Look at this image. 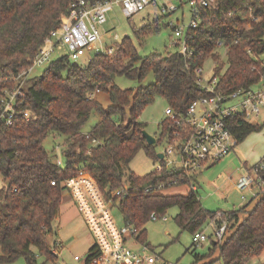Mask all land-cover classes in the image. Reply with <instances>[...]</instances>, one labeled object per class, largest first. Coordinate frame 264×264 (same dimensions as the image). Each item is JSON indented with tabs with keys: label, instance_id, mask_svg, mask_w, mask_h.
Here are the masks:
<instances>
[{
	"label": "trees",
	"instance_id": "16d2710c",
	"mask_svg": "<svg viewBox=\"0 0 264 264\" xmlns=\"http://www.w3.org/2000/svg\"><path fill=\"white\" fill-rule=\"evenodd\" d=\"M74 1L0 0L2 77L17 75L29 66L44 38ZM215 2L214 9L201 11V23L191 31L193 37L187 41L190 57L177 52L140 57L124 38L111 54H97L85 67L58 57L26 81L24 102L18 110L28 109L33 116L23 120L19 114L10 127L0 123V264L18 258L25 264H38L37 256L45 263L56 258L48 238L60 213L64 195L61 182L79 170L92 176L107 195L122 189V195L114 200L124 223L138 229L136 240L140 244L146 239L144 226L150 215L162 216L176 206L175 222L190 235L203 231L209 221L215 228L226 223L223 239L210 240L208 252L195 254L192 264H247L264 252V190L238 209L215 212L201 208L197 188L184 196L145 192L161 182L192 185L197 179L195 174L168 169L154 154L153 145L146 144L141 134L145 123L139 118L145 107L160 97L174 111L183 112L191 101L206 96L195 84V71L207 60L214 63L212 76L217 78L218 92L250 88L264 77L257 59L264 54V0ZM250 16L257 19L253 21ZM144 33L142 30L136 36L142 39ZM220 47L225 50L222 64ZM149 74L153 82L141 85ZM121 76L135 80L137 86L120 88L114 80ZM13 84L0 83V94ZM96 90L106 96L109 104L105 107L96 98L99 93L93 96ZM91 113L98 121L84 132ZM169 125L165 119L158 124L160 138ZM229 129L237 145L259 127L236 117ZM48 136L63 139L60 166L54 163V148L49 152L44 147ZM140 149L160 167L141 177L129 172L128 186L123 187L125 170ZM259 162L264 164V159ZM259 174L264 179V168ZM88 250L82 264H90L99 256L94 244Z\"/></svg>",
	"mask_w": 264,
	"mask_h": 264
},
{
	"label": "built area",
	"instance_id": "2783aa9c",
	"mask_svg": "<svg viewBox=\"0 0 264 264\" xmlns=\"http://www.w3.org/2000/svg\"><path fill=\"white\" fill-rule=\"evenodd\" d=\"M151 1L76 0L70 3L69 12L61 17L58 26L44 38L43 44L38 48L29 66L17 75L10 74L2 77L0 74V83L5 85L9 82L14 83L11 87H4L0 94V123L10 127L14 123V117L19 114L23 120L33 116L28 109L21 111L18 107L24 102L23 86L33 77L31 74L35 68L50 64L54 60L55 53L61 49L65 50L64 57L74 62H78L87 51L95 50L99 55L103 50L99 27L106 22L105 15L112 6H120L124 16L129 18L143 11ZM184 6H187L190 11L188 25L185 28L171 23L169 25L174 35L172 47L175 50L173 52L186 58L192 54L187 41L193 37L191 31L198 28L201 23V11L214 9L216 2L215 0H164V4L159 8L162 15L178 10H181L182 14ZM250 17L253 21L257 19ZM111 36L117 39L115 35ZM112 52L113 48H106L103 54ZM202 72L203 67L195 71V84L207 95L191 101L183 112L174 111L170 107L164 111L165 120L170 124L165 135L167 147L163 152L164 158L173 153L177 160L170 165L171 168L182 170L186 175H197L205 165L218 162L235 149L236 139L229 129L231 120L241 117L249 122L259 117L260 111L264 108V77L257 85L250 88H239L233 92L224 93L218 92L216 77L211 76L205 83L202 80ZM97 93L99 90H96L93 96ZM59 149L61 151V146ZM61 161L62 159H57L55 155V165L60 166ZM263 168L264 164L259 162L235 180L234 189L241 199H246V193L254 198L257 192L264 190V179L259 174ZM61 184L64 187V194L77 209L93 238V244L100 252L98 258L90 264H180L164 261L154 254H145L144 244H141L139 252L129 247L130 240L138 242L136 240L139 235L138 229L126 223L122 228H117L110 213L111 208L117 206L114 199L122 195V189L113 190L107 195L106 191L102 190L94 178L84 170H79L75 175L65 178ZM179 184L181 183L177 181L167 184L161 182L155 187L146 189L145 192L155 194L166 187L170 188ZM51 185H54V182H51ZM188 186L190 190H196L194 184ZM255 188L257 191L254 193ZM217 215L220 216L219 213ZM158 220L164 222L168 218L165 215H150L149 221ZM225 227L226 223L223 222L210 235H206L203 231L194 233L191 235L192 245L196 247L207 240H222L226 232ZM77 259V257L74 258V260Z\"/></svg>",
	"mask_w": 264,
	"mask_h": 264
},
{
	"label": "rangeland",
	"instance_id": "374dc122",
	"mask_svg": "<svg viewBox=\"0 0 264 264\" xmlns=\"http://www.w3.org/2000/svg\"><path fill=\"white\" fill-rule=\"evenodd\" d=\"M164 4V0L151 1L150 4L141 12L127 18L124 16L121 7L113 5L105 17L106 23L100 27L101 39L100 54L103 55L106 48H113L120 46L124 38H128L140 57L150 56L153 53L166 54L173 52L172 47L174 35L169 23L177 27L185 28L190 21V11L187 6H184L183 12L178 10L174 13L161 14L160 8ZM145 30L142 36L138 38L136 34ZM113 33L117 37L107 36V33ZM99 46V44H98ZM219 62H225V50L218 49ZM65 50L61 49L55 53V58L64 57ZM96 51H87L85 55L77 62V65L85 67L89 60L96 56ZM260 65L264 68V54L258 56ZM214 63L207 60L203 65L202 80L206 83L213 75ZM46 66L35 68L31 76H36L42 73ZM115 84L120 88H135L137 83L135 80H130L124 76L117 77L114 80ZM153 82L152 74L140 82L141 85L146 86ZM100 103L103 107L108 105V100L105 96H101ZM167 103L160 97L154 99V103L145 107L141 112L139 118L145 123V131L155 138V144L152 146L154 154L163 153L167 147V140L164 136L160 138L158 124L166 119L164 115L167 109ZM98 121L96 116L91 113L89 121L85 124L82 131L88 132L90 128ZM251 125H257L258 131L248 135L244 140L237 143L234 150H231L227 155L223 156L220 161L213 163L212 166L205 165L204 168L198 171L196 176L195 187L198 189V197L200 198L201 208L205 211H229L231 209H238L239 206L252 198L251 194L246 193V199L239 197L238 192L234 191L233 183L230 178L234 180L245 169L253 167L259 161L264 159V108L260 111L259 117L253 118L249 121ZM62 137H52L44 141L46 151L54 152L57 159H62L59 146H62ZM62 148V147H61ZM165 166L170 169L172 163L177 160L172 153L163 158ZM128 168L124 173L123 187L128 186L126 176L132 172L135 176L141 177L152 171L158 169L159 163L151 156L146 154L145 150L140 149L136 156L129 162ZM1 186V178H0ZM169 189H162L158 192L166 193ZM257 189H254V193ZM111 216L114 218L117 228L124 226L123 216L118 206H113L110 210ZM177 207L174 206L165 212L167 221H147L145 223L146 239L144 245L146 246L145 254H154L160 256L162 260L180 264H192L195 254H205L208 251L210 242L201 243L194 247L192 246L191 235L187 231H182L175 222ZM202 230L206 235H210L213 231L211 227L205 226ZM49 242L52 245L54 254L57 255L53 261H48L37 256L36 262L38 264H82L89 252V248L93 245V238L89 234L82 218H80L77 209L70 202L67 195H63L62 204L60 206V213L58 219L53 224L52 234L49 236ZM59 246L55 247L54 243ZM129 246L135 251L141 250V244L129 241ZM34 250V249H33ZM77 257V260L74 258ZM8 264H25L23 258H18L12 263ZM247 264H264V252L257 256L256 259L249 261Z\"/></svg>",
	"mask_w": 264,
	"mask_h": 264
},
{
	"label": "crops",
	"instance_id": "0c3cea01",
	"mask_svg": "<svg viewBox=\"0 0 264 264\" xmlns=\"http://www.w3.org/2000/svg\"><path fill=\"white\" fill-rule=\"evenodd\" d=\"M107 22V21H106ZM105 22V23H106ZM103 26V25H102ZM101 27V26H100ZM100 27H99V30H100ZM101 35V34H100ZM111 36V35H113V33L111 32V33H107V36ZM102 37V36H101ZM103 38V37H102ZM105 96L103 93H99V94H97L96 95V98H97V100L99 101V103H100V99H101V96ZM106 97V96H105ZM102 104V103H101ZM220 161V160H219ZM213 164H208V166H206V167H210V166H212ZM249 170V168L248 169H245L244 170V172L242 173V174H244L245 172H247ZM242 174H240V175H242ZM239 175V176H240ZM230 181L233 183V189H234V180H232L231 178H230ZM166 189H169V190H167L166 191V193H164V195H169V196H173V195H182V196H184V195H186L188 192H189V186L188 185H186V184H184V185H176V186H173V187H170V188H166ZM196 191H198V189L196 190ZM234 191H235V189H234ZM215 211H217V210H215ZM215 211H212V212H215ZM205 226H209V227H211V229L213 230V229H215V227H214V223L212 222V221H209ZM204 226V227H205ZM204 231V230H203ZM214 231V230H213ZM212 231V232H213ZM211 232V233H212ZM210 233V234H211ZM210 242V241H209ZM139 243V242H138ZM130 247V246H129ZM131 248V247H130ZM208 249H209V247H208ZM208 252V251H207ZM206 252V253H207ZM205 253V254H206ZM202 255H204V254H202ZM261 255V254H260Z\"/></svg>",
	"mask_w": 264,
	"mask_h": 264
},
{
	"label": "water",
	"instance_id": "95a60500",
	"mask_svg": "<svg viewBox=\"0 0 264 264\" xmlns=\"http://www.w3.org/2000/svg\"><path fill=\"white\" fill-rule=\"evenodd\" d=\"M141 134L143 136V138L146 141V144L148 146L154 145L155 144V138L153 136H151L150 134L146 133V131L143 129L141 130ZM157 157L162 160L164 158L163 153H157Z\"/></svg>",
	"mask_w": 264,
	"mask_h": 264
}]
</instances>
